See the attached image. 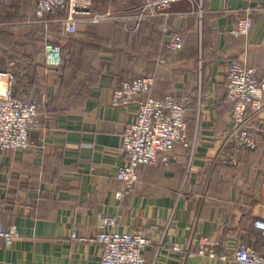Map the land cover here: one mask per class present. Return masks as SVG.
Segmentation results:
<instances>
[{
	"label": "crops",
	"instance_id": "1",
	"mask_svg": "<svg viewBox=\"0 0 264 264\" xmlns=\"http://www.w3.org/2000/svg\"><path fill=\"white\" fill-rule=\"evenodd\" d=\"M93 1L96 13L112 11L115 19L79 23L75 34L66 32L63 13L38 18L31 0L0 1V71L13 72L16 97L55 110L41 107L28 148L0 152V223L20 232L11 245L0 239V264H100L103 250L93 239L103 215L116 216L122 232L150 238L149 261L236 264L239 243L261 248L253 221L264 219V108L252 123L256 148H234L226 69L239 62L264 77V0H184L168 17L140 23L126 17L142 0ZM247 12L249 35L230 34ZM176 34L186 43L173 53ZM48 40L61 47L59 68L44 65ZM142 74L154 77L156 99L191 100L194 145H176L168 165L141 166L133 193L119 199L122 134L136 115L112 98L122 81ZM74 231L84 239H73ZM203 241L215 256L197 254Z\"/></svg>",
	"mask_w": 264,
	"mask_h": 264
},
{
	"label": "built area",
	"instance_id": "2",
	"mask_svg": "<svg viewBox=\"0 0 264 264\" xmlns=\"http://www.w3.org/2000/svg\"><path fill=\"white\" fill-rule=\"evenodd\" d=\"M31 1L34 15L38 18L46 14H65L63 23L69 34L78 32L79 23L99 25L115 19L112 11L96 13L93 0ZM179 1L184 0H144L137 13L126 18H135L138 23L148 18H166L173 4ZM200 8L197 13L201 15ZM252 27V16L247 12L229 33L236 37L248 36ZM163 30L168 31L166 26ZM185 43V38L176 34L169 41L168 49L173 53L181 51ZM43 62L48 69L59 68L63 63L61 47L53 40L45 44ZM14 82L15 76L11 70L0 71V152L28 148L31 131L40 128L42 122L38 116L39 102L14 96ZM154 82L152 75L142 74L124 81L113 93L114 106L134 107L136 115L135 121L126 126L122 134L121 149L127 160L118 166L115 173L116 179L122 184V189L116 193L119 199L133 193L141 166L159 162L168 165L175 158L172 152L176 145L183 148H192L194 145L188 140L187 128V106L191 100L188 97L178 100L172 93L163 100L156 99L151 94ZM226 89L227 99L233 104V125L227 140L236 149H254L257 138L252 123L264 108V77H260L255 69L235 62L226 69ZM48 112L51 113L52 108ZM253 226L260 234L261 248L256 250L246 243H239L233 254L236 264H264V219H255ZM72 237L75 240L84 239L76 231ZM18 238L20 232L15 224L5 226L0 223V239L5 245H11ZM93 240L103 250L100 264H160L144 256V251L152 243L151 239L140 231H120L114 215L100 217V229ZM173 249L181 253L184 251L178 244ZM197 254L216 255L208 248L206 241L202 242Z\"/></svg>",
	"mask_w": 264,
	"mask_h": 264
},
{
	"label": "trees",
	"instance_id": "3",
	"mask_svg": "<svg viewBox=\"0 0 264 264\" xmlns=\"http://www.w3.org/2000/svg\"><path fill=\"white\" fill-rule=\"evenodd\" d=\"M143 2H144V0H142L140 3L141 4H143ZM140 4V5H141ZM94 27H96V26H99V25H93ZM36 44H35V47H37V45H38V43L37 42H35ZM31 45H33V44H31ZM31 45H30V47H31ZM28 47H29V45H28ZM27 47V48H28ZM198 51V50H197ZM124 81H122L121 83H120V85L123 83ZM225 84H226V81H225ZM119 85V86H120ZM13 90H14V86H13ZM151 94H152V96H153V93L151 92ZM13 95L14 96H18V95H15L14 93H13ZM154 97V96H153ZM226 98H227V89H226ZM178 100H180V99H178ZM228 100V99H227ZM38 101H39V110L38 111H40L41 112V107L43 106L44 107V105L47 107V110L50 108V106H47L46 104H44L43 102H41V100L40 99H38ZM232 104V103H231ZM190 106H191V104H189L188 106H187V116H188V111H189V108H190ZM232 106H233V104H232ZM52 111L54 112L55 110H54V108H52ZM187 124H188V128H190V126H189V122H188V120H187ZM33 131V130H32ZM144 166H150V165H144Z\"/></svg>",
	"mask_w": 264,
	"mask_h": 264
},
{
	"label": "rangeland",
	"instance_id": "4",
	"mask_svg": "<svg viewBox=\"0 0 264 264\" xmlns=\"http://www.w3.org/2000/svg\"><path fill=\"white\" fill-rule=\"evenodd\" d=\"M6 60H7L6 57H3V58H2V63H3V65H5V66H7V65H6ZM3 65H1V67H3Z\"/></svg>",
	"mask_w": 264,
	"mask_h": 264
}]
</instances>
